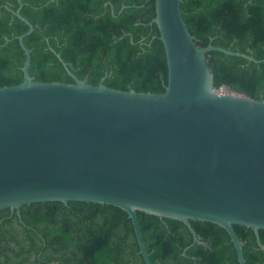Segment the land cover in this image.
Instances as JSON below:
<instances>
[{
	"label": "water",
	"instance_id": "95a60500",
	"mask_svg": "<svg viewBox=\"0 0 264 264\" xmlns=\"http://www.w3.org/2000/svg\"><path fill=\"white\" fill-rule=\"evenodd\" d=\"M162 43L167 85L162 94L121 91L101 83L23 81L0 87V211L44 202L115 206L131 220L138 254L151 264L136 212L190 220L226 231L245 264L233 226L264 230V101L214 88L206 54H244L198 47L183 21L181 0H150ZM65 66V65H64Z\"/></svg>",
	"mask_w": 264,
	"mask_h": 264
},
{
	"label": "trees",
	"instance_id": "16d2710c",
	"mask_svg": "<svg viewBox=\"0 0 264 264\" xmlns=\"http://www.w3.org/2000/svg\"><path fill=\"white\" fill-rule=\"evenodd\" d=\"M30 52L33 81L87 84L162 94L167 66L150 0H0V87L23 81ZM183 21L195 44L251 57L206 54L214 88L264 101V0H181ZM65 65V66H64ZM151 264H238L233 244L218 225L190 220L194 243L178 220L137 211ZM20 220L0 211V264H145L125 211L92 202H44L20 208ZM245 264H264L251 228L233 226ZM264 246V230H258Z\"/></svg>",
	"mask_w": 264,
	"mask_h": 264
}]
</instances>
